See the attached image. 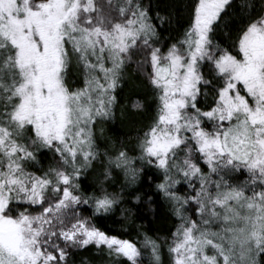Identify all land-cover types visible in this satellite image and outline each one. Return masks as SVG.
Masks as SVG:
<instances>
[{
    "label": "snow or ice",
    "instance_id": "obj_1",
    "mask_svg": "<svg viewBox=\"0 0 264 264\" xmlns=\"http://www.w3.org/2000/svg\"><path fill=\"white\" fill-rule=\"evenodd\" d=\"M232 7L195 0L166 43L142 0H0V264H75L89 246L141 264L139 240L97 224L143 199L137 161L179 221L170 238L143 233L152 264H163V244L169 264H264V0L238 6L236 54L214 39ZM133 62L157 101L139 156L102 149L95 134ZM73 64L82 87L69 86ZM97 164L89 193L80 180ZM117 170L124 181L109 191Z\"/></svg>",
    "mask_w": 264,
    "mask_h": 264
},
{
    "label": "trees",
    "instance_id": "obj_2",
    "mask_svg": "<svg viewBox=\"0 0 264 264\" xmlns=\"http://www.w3.org/2000/svg\"><path fill=\"white\" fill-rule=\"evenodd\" d=\"M142 2L145 6L150 7V12L154 18L153 23L157 26L161 41L172 43L188 27L195 0H142ZM241 2L242 0H233V7L223 16L214 36V39L223 48L229 49L233 54H236L235 44L241 27V10L238 7ZM249 2L259 5V0H249ZM157 12L169 17V22L163 26L160 25L155 19ZM135 59H139V57H134ZM74 68L73 66L69 74V86L72 88L82 87V73L79 69L75 70ZM117 99L118 104L114 116L98 121L95 125L97 143L102 149L113 145L116 147L124 145L131 156H139V149L136 147L137 138L141 130L151 122V118L155 115L157 101L156 93L149 86L145 75L136 70L134 62L126 69V77L122 81L121 87L117 89ZM137 101L144 105L143 109L134 107ZM203 104L204 98L201 97V106ZM41 163L47 165L48 160L43 159ZM201 166L205 167L203 163ZM96 167L97 171L94 172L89 169L81 177L80 183L86 192L90 193L94 187H99L97 181L99 164ZM136 167L144 169L140 182L135 186L136 190L143 194V199L140 202L132 201L119 205L112 213L98 218L97 224L110 234L121 235L123 238L132 239L134 242L139 240L138 246L144 253L141 264H152L149 255L150 250L142 246L143 233L147 232L153 238H170V234L175 231V225L179 221L172 215L167 202L156 193L155 184L150 185L147 182V177L156 179L155 170L145 166L140 161H137ZM114 175H117L118 178L112 182L114 187L109 188V191H119L124 181L123 172L117 170ZM239 179L243 180L245 176H240ZM149 197L152 198L153 203L148 202ZM125 207L132 210L125 214L129 219H125V216L121 214V210ZM34 210L39 211V209ZM191 210L189 207L188 211L191 212ZM137 226H142V228ZM72 258L75 264H129L126 257H109L106 249L101 252L95 246L74 251ZM162 260L163 264H169L167 244L162 245Z\"/></svg>",
    "mask_w": 264,
    "mask_h": 264
},
{
    "label": "rangeland",
    "instance_id": "obj_3",
    "mask_svg": "<svg viewBox=\"0 0 264 264\" xmlns=\"http://www.w3.org/2000/svg\"><path fill=\"white\" fill-rule=\"evenodd\" d=\"M73 66L75 67L74 69L76 70H78V67L75 65V64H73ZM80 80V79H79ZM95 134H96V136H97V132L95 131Z\"/></svg>",
    "mask_w": 264,
    "mask_h": 264
}]
</instances>
